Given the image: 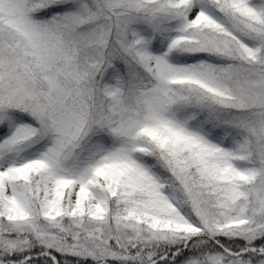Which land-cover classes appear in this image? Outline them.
Wrapping results in <instances>:
<instances>
[{
    "label": "snow or ice",
    "instance_id": "obj_1",
    "mask_svg": "<svg viewBox=\"0 0 264 264\" xmlns=\"http://www.w3.org/2000/svg\"><path fill=\"white\" fill-rule=\"evenodd\" d=\"M0 264H264V0H0Z\"/></svg>",
    "mask_w": 264,
    "mask_h": 264
}]
</instances>
